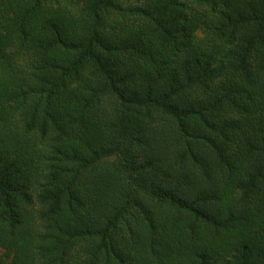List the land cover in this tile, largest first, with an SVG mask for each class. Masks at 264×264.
Returning <instances> with one entry per match:
<instances>
[{"label": "trees", "instance_id": "trees-1", "mask_svg": "<svg viewBox=\"0 0 264 264\" xmlns=\"http://www.w3.org/2000/svg\"><path fill=\"white\" fill-rule=\"evenodd\" d=\"M0 264H264V0H0Z\"/></svg>", "mask_w": 264, "mask_h": 264}]
</instances>
